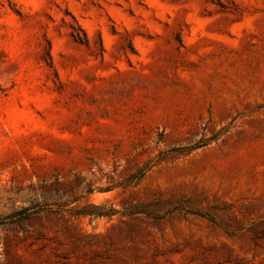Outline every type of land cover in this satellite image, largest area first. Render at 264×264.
<instances>
[{"label": "rangeland", "instance_id": "obj_1", "mask_svg": "<svg viewBox=\"0 0 264 264\" xmlns=\"http://www.w3.org/2000/svg\"><path fill=\"white\" fill-rule=\"evenodd\" d=\"M0 264H264V0H0Z\"/></svg>", "mask_w": 264, "mask_h": 264}, {"label": "trees", "instance_id": "obj_2", "mask_svg": "<svg viewBox=\"0 0 264 264\" xmlns=\"http://www.w3.org/2000/svg\"><path fill=\"white\" fill-rule=\"evenodd\" d=\"M73 38H74L75 41H77V42L80 43V44H84V45L87 44V40H86L85 35H84L83 38H80V37H78V36H73ZM91 214H92V215H95V216H98V217H103V216H109V215H110L109 213L102 212V211L92 212Z\"/></svg>", "mask_w": 264, "mask_h": 264}]
</instances>
